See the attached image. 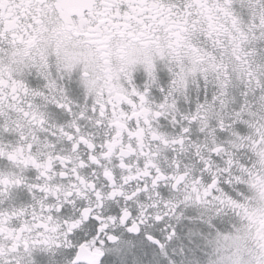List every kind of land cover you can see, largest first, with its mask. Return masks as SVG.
<instances>
[{"label":"snow or ice","instance_id":"6c2138e0","mask_svg":"<svg viewBox=\"0 0 264 264\" xmlns=\"http://www.w3.org/2000/svg\"><path fill=\"white\" fill-rule=\"evenodd\" d=\"M0 264H264V0H0Z\"/></svg>","mask_w":264,"mask_h":264}]
</instances>
